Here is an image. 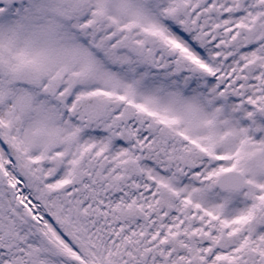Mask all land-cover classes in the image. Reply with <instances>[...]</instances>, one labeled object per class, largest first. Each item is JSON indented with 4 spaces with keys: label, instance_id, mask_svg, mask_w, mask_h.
I'll return each mask as SVG.
<instances>
[{
    "label": "snow or ice",
    "instance_id": "6c2138e0",
    "mask_svg": "<svg viewBox=\"0 0 264 264\" xmlns=\"http://www.w3.org/2000/svg\"><path fill=\"white\" fill-rule=\"evenodd\" d=\"M0 264H264V0H0Z\"/></svg>",
    "mask_w": 264,
    "mask_h": 264
}]
</instances>
